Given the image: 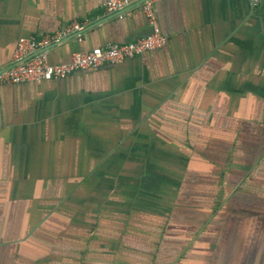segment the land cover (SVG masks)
<instances>
[{
    "label": "crops",
    "instance_id": "0c3cea01",
    "mask_svg": "<svg viewBox=\"0 0 264 264\" xmlns=\"http://www.w3.org/2000/svg\"><path fill=\"white\" fill-rule=\"evenodd\" d=\"M105 1L0 0V70L75 20L50 63L151 32ZM154 9L162 48L0 85V264H264V0Z\"/></svg>",
    "mask_w": 264,
    "mask_h": 264
},
{
    "label": "built area",
    "instance_id": "2783aa9c",
    "mask_svg": "<svg viewBox=\"0 0 264 264\" xmlns=\"http://www.w3.org/2000/svg\"><path fill=\"white\" fill-rule=\"evenodd\" d=\"M137 1L138 4L135 6L132 0H106L103 4L104 14L123 18L138 7L151 28L147 36L134 41L109 43L90 50H79L72 54L70 61L56 64L49 62V49L69 36H77L81 42L83 25L87 20H75L54 33L41 37L22 36L16 44L11 65L0 70V85L62 79L81 70L120 63L149 50L164 47L167 38L161 31L154 9L155 3L159 0Z\"/></svg>",
    "mask_w": 264,
    "mask_h": 264
},
{
    "label": "water",
    "instance_id": "95a60500",
    "mask_svg": "<svg viewBox=\"0 0 264 264\" xmlns=\"http://www.w3.org/2000/svg\"><path fill=\"white\" fill-rule=\"evenodd\" d=\"M147 35H148V34H147ZM147 35H146V36H147Z\"/></svg>",
    "mask_w": 264,
    "mask_h": 264
}]
</instances>
